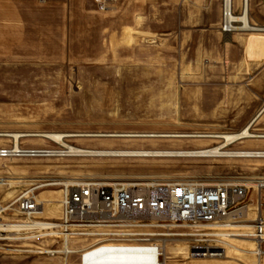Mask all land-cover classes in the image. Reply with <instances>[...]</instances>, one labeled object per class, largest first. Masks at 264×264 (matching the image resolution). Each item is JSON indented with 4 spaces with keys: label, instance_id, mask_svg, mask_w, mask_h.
I'll use <instances>...</instances> for the list:
<instances>
[{
    "label": "rangeland",
    "instance_id": "rangeland-1",
    "mask_svg": "<svg viewBox=\"0 0 264 264\" xmlns=\"http://www.w3.org/2000/svg\"><path fill=\"white\" fill-rule=\"evenodd\" d=\"M96 1L85 0V12H76L66 51L58 41L61 36L52 35L50 45L44 42L46 36L40 43L51 48L41 52L51 58L0 59V133L215 135L241 130L261 109L252 105L260 102L257 87L233 80L242 68L228 63L230 41L221 31L220 0H121L110 12H100ZM241 4L242 0L235 1L238 12ZM249 16L254 25L264 26V0L253 1ZM54 23L60 28L58 21ZM263 129L264 113L252 127L256 133H264ZM67 141L91 149L194 150L222 139L69 137ZM12 146V137L0 136V148ZM20 147L62 149L39 136L22 137ZM251 147L264 150V138L238 141L229 149ZM263 174L264 157L0 158V202L6 205L22 190L52 182L213 183ZM36 194L45 204L44 216L57 219L62 186H44ZM49 198L53 202L44 201ZM185 230L171 229L180 234ZM245 240L231 243L248 249ZM156 241L163 247L164 264H264V258L233 247L222 257L190 258L189 238L181 235L156 236ZM93 242L74 240L70 246L75 251L66 255L60 239L0 241V264H81L82 248Z\"/></svg>",
    "mask_w": 264,
    "mask_h": 264
},
{
    "label": "built area",
    "instance_id": "built-area-1",
    "mask_svg": "<svg viewBox=\"0 0 264 264\" xmlns=\"http://www.w3.org/2000/svg\"><path fill=\"white\" fill-rule=\"evenodd\" d=\"M235 1L220 0L224 34L240 32L237 18L241 10H236ZM120 2L97 0L96 7L100 12H110ZM47 151L14 145L0 148V158L38 156ZM49 185L62 186L57 219L44 216L45 204L36 194ZM174 227L186 230L174 233ZM161 235L188 237V256L193 259L222 257L231 240L237 238L253 242L250 252L264 258V174L213 183L196 179L52 182L22 190L6 205L0 202V241L60 239L64 245L61 252L67 255L75 251L70 246L74 240H93L82 248L81 264H131L97 260L121 253H156L154 264H163L164 250L156 241ZM40 252L51 254L54 250ZM95 252L98 254L93 255Z\"/></svg>",
    "mask_w": 264,
    "mask_h": 264
},
{
    "label": "crops",
    "instance_id": "crops-1",
    "mask_svg": "<svg viewBox=\"0 0 264 264\" xmlns=\"http://www.w3.org/2000/svg\"><path fill=\"white\" fill-rule=\"evenodd\" d=\"M84 1L0 0V59L51 58L53 56L50 54H41V52L51 51V48L44 47L40 43L43 41L42 37L46 36L47 39L44 42L50 45L52 35L61 36L58 41L62 42L63 51H66L70 34L68 28L74 26L76 12H85ZM253 1L249 0L250 8ZM55 21H58L57 25L60 28L55 26ZM222 35L228 37L230 41L228 63L233 67L238 65L242 68L241 74H233V80L237 79L245 83L249 81L257 87L255 89L260 102H253L252 105L260 106L261 109L247 123H252L253 127L264 113L263 111L257 120H254L264 108V34L237 32L222 33ZM243 149L255 150L254 147Z\"/></svg>",
    "mask_w": 264,
    "mask_h": 264
},
{
    "label": "bare ground",
    "instance_id": "bare-ground-1",
    "mask_svg": "<svg viewBox=\"0 0 264 264\" xmlns=\"http://www.w3.org/2000/svg\"><path fill=\"white\" fill-rule=\"evenodd\" d=\"M250 4L249 0H242L241 12L238 15L237 21L239 31H264V26L254 25L250 21ZM0 136L12 137L16 148H20V140L26 136H39L49 139L62 149H54L47 151L46 155L50 156H107V157H205V158H219V157H264V150L252 149H229V146L238 141H243L250 138H264V133H256L252 130V123L247 124L238 132H227L215 135L209 134H171V133H101V134H66V133H34V134H20V133H0ZM69 137H123V138H221L222 142L216 145H207L199 147L194 150H176V149H91L72 145L67 141ZM3 182L2 184H4ZM45 202H53L52 199H44ZM248 242L250 247L248 249L235 247L232 243L228 248H236L238 251L248 253L254 244ZM247 243V244H248ZM252 247V248H251ZM251 248V249H250ZM98 252L93 253L97 255ZM157 254H140V253H121L117 255H109L99 257L97 260H108L113 262H130L131 264H142V262H149L154 264ZM97 258V257H96ZM164 264V263H163Z\"/></svg>",
    "mask_w": 264,
    "mask_h": 264
},
{
    "label": "water",
    "instance_id": "water-1",
    "mask_svg": "<svg viewBox=\"0 0 264 264\" xmlns=\"http://www.w3.org/2000/svg\"><path fill=\"white\" fill-rule=\"evenodd\" d=\"M263 111H264V108L260 111V113L255 117L254 120H257V118L263 113Z\"/></svg>",
    "mask_w": 264,
    "mask_h": 264
}]
</instances>
